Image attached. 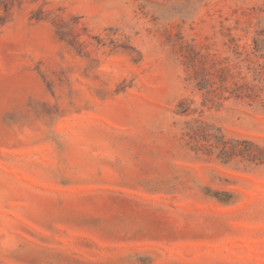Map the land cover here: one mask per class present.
<instances>
[{
	"label": "rangeland",
	"instance_id": "rangeland-1",
	"mask_svg": "<svg viewBox=\"0 0 264 264\" xmlns=\"http://www.w3.org/2000/svg\"><path fill=\"white\" fill-rule=\"evenodd\" d=\"M0 264H264V0H0Z\"/></svg>",
	"mask_w": 264,
	"mask_h": 264
}]
</instances>
